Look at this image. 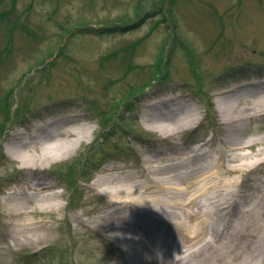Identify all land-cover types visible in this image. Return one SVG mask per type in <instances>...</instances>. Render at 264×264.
I'll return each mask as SVG.
<instances>
[{"label": "rangeland", "instance_id": "1", "mask_svg": "<svg viewBox=\"0 0 264 264\" xmlns=\"http://www.w3.org/2000/svg\"><path fill=\"white\" fill-rule=\"evenodd\" d=\"M250 80H264V0H0V264H129L116 239L72 218L96 210L100 197L84 181L74 193L53 170L62 159L42 173L62 182L58 201L66 209L55 232L38 244L14 240V224L24 219L1 214L2 194L34 177L6 152L17 133L50 120H85L87 141L62 171L67 176L73 160H82L79 170L90 162L92 182L104 175L93 170L103 158V166L128 172L158 150L175 157L197 147L210 160L207 153L227 148L219 95ZM162 98L180 111L197 108L199 121L177 135L148 128L143 112ZM239 133L264 135V113ZM236 178L244 194H259L264 164Z\"/></svg>", "mask_w": 264, "mask_h": 264}, {"label": "bare ground", "instance_id": "2", "mask_svg": "<svg viewBox=\"0 0 264 264\" xmlns=\"http://www.w3.org/2000/svg\"><path fill=\"white\" fill-rule=\"evenodd\" d=\"M241 89H246L244 95H238ZM219 96L217 106L228 126L223 143L227 148L217 157L206 152L212 162L203 171L186 168L184 172L199 173L194 178L183 177L179 168L204 159L197 147H189L175 157H161L163 151L158 150L145 156L136 172L119 171L116 164L103 166L107 162L103 158L93 170L104 175L94 182L90 162L86 161L85 168L81 163L79 170L76 163L82 160H73L75 175L66 181L62 170L78 146L86 143L90 132L85 120L60 121L62 124L50 120L31 132L17 133L7 141L6 152L34 177L2 194L6 196L1 214L24 219L14 224L18 229L14 240L38 244L55 232L58 214L64 215L66 209L58 201L62 182L56 183L42 173L62 159L53 169L58 177L68 187L75 184L80 192L84 181L88 190L100 197L96 210L73 214L72 218L116 239L128 253L129 264H264V187H256L259 194H244L236 178L264 164V148H260L264 135L239 139L245 123L264 113V80L242 82ZM159 102L147 104L143 114L147 127L162 135H177L199 121L195 107L180 111L182 107L175 109L169 100L162 98V105ZM248 148L256 153L251 156L241 152ZM115 171L119 175H114ZM19 199H24L25 205L18 204ZM41 200L45 205L39 204ZM50 213H54L51 218Z\"/></svg>", "mask_w": 264, "mask_h": 264}, {"label": "trees", "instance_id": "3", "mask_svg": "<svg viewBox=\"0 0 264 264\" xmlns=\"http://www.w3.org/2000/svg\"><path fill=\"white\" fill-rule=\"evenodd\" d=\"M105 122H106V120H105ZM74 167H73V165H70V167H69V172H68V174H67V177H68V179H71L73 176H74ZM66 177V176H65Z\"/></svg>", "mask_w": 264, "mask_h": 264}]
</instances>
